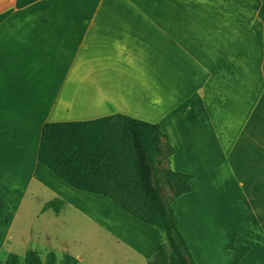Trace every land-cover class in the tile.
<instances>
[{"label": "crops", "instance_id": "crops-1", "mask_svg": "<svg viewBox=\"0 0 264 264\" xmlns=\"http://www.w3.org/2000/svg\"><path fill=\"white\" fill-rule=\"evenodd\" d=\"M263 3L14 0L0 10V171L17 177L0 182V194L11 209L43 194L35 220L54 223L71 207L86 216L78 200L99 199L108 216L106 224L96 221L112 237L117 261L147 264L155 248L167 244L158 226L133 218L108 197L66 184L36 159L42 123L122 113L158 124L174 148L170 168L192 175L191 190L171 205L195 262L206 264L185 218L194 204L211 209L224 228L218 251L226 264L234 256L230 242L249 246L237 264L256 249L261 254L264 234L253 223L229 154L264 91ZM51 201L62 202L58 210L46 207ZM16 221L13 213L3 245L25 229ZM66 223L53 225L56 237L67 236ZM123 241L127 252L118 246ZM63 247L77 264L83 260Z\"/></svg>", "mask_w": 264, "mask_h": 264}, {"label": "trees", "instance_id": "trees-1", "mask_svg": "<svg viewBox=\"0 0 264 264\" xmlns=\"http://www.w3.org/2000/svg\"><path fill=\"white\" fill-rule=\"evenodd\" d=\"M264 24V3L258 11ZM264 67V61H263ZM259 124H264V91L241 135L229 154L236 178L242 182L244 201L258 224L247 201L245 175L249 152L246 140ZM174 148L156 123L136 119L122 113L71 121H48L41 125L36 159L66 184L113 200L133 218L158 226L166 236L173 264H196L186 240L178 228L171 202L191 190V174L170 168ZM264 158L263 153H259ZM163 188H167V192ZM62 202L51 201L46 207L58 210ZM13 214L0 194V248L6 238ZM227 247L234 250L231 264H237L249 246ZM166 244H159L147 264H163ZM56 255L48 251L45 262L33 250H27L24 264H55ZM78 259L65 253L60 264H77ZM4 264H19L15 253H9Z\"/></svg>", "mask_w": 264, "mask_h": 264}, {"label": "rangeland", "instance_id": "rangeland-1", "mask_svg": "<svg viewBox=\"0 0 264 264\" xmlns=\"http://www.w3.org/2000/svg\"><path fill=\"white\" fill-rule=\"evenodd\" d=\"M244 145L249 152V159L246 161L248 174L245 175L248 189L247 201L251 204L252 210L258 221L257 225L260 226L264 234V158L259 155V153L264 154V124H259L257 126ZM8 171L6 173L5 171H0L1 175H3V173H5V175L7 173L9 174V176H0V182L8 184L11 182L15 183L17 181L15 172H12L10 169ZM16 174H18L17 168ZM163 189L167 192V188ZM39 195L36 201L30 204L25 203L24 209H20L18 206H15V209H11L12 214L14 213L16 215V222L25 224V229L18 233L12 242L4 244L0 248V264H4L9 253H15L18 258V263L24 264V255L27 250L35 251L40 256L43 263L45 262L47 252L53 250L56 255L55 264H60L63 255L66 253V251L64 254L62 253L63 246H67L69 253L82 254L83 260L79 264H114L120 261V259L117 261L116 255L118 250L112 241V237H110L107 229L102 228L96 221V219H99L106 224L108 216V209L105 207L103 208V204L101 205V203H95V200H98L96 202L99 203V199L91 198V202H89V197L86 203L83 201L80 202V200L77 199L85 208H81V210L86 216L77 211L79 208L71 207L67 210L66 214L62 215L60 221L49 223L46 217L40 219L39 216V221L35 220L36 212L41 205L40 201L44 198L43 194ZM69 198L74 199L76 196H69ZM27 206L28 213L26 211ZM196 206L195 204L190 206L188 209V217L186 215L185 218L188 219L190 232L195 240L196 247L200 251L202 259L206 264H210L209 262L212 258L219 261V264H226L227 259H224L218 251V243L223 238L224 228L222 225L218 224L216 217L208 214L211 209L207 207L204 211H201V209L196 208ZM64 218L67 222V236L62 234L56 237L53 234V225L60 227V223L63 222ZM193 221H195V223H193ZM124 239L128 240L129 235H124ZM118 246L126 248V252L129 251V248L125 246V241L120 242ZM45 247H47L48 250ZM166 250L167 252L163 264H173L170 258L171 249L167 244ZM189 252L192 259L195 261L190 248ZM116 264L127 263L121 259V261ZM245 264H264V249H262L261 254H259V249H256L252 257Z\"/></svg>", "mask_w": 264, "mask_h": 264}, {"label": "built area", "instance_id": "built-area-1", "mask_svg": "<svg viewBox=\"0 0 264 264\" xmlns=\"http://www.w3.org/2000/svg\"><path fill=\"white\" fill-rule=\"evenodd\" d=\"M14 0H0V10H6L13 5Z\"/></svg>", "mask_w": 264, "mask_h": 264}, {"label": "bare ground", "instance_id": "bare-ground-1", "mask_svg": "<svg viewBox=\"0 0 264 264\" xmlns=\"http://www.w3.org/2000/svg\"><path fill=\"white\" fill-rule=\"evenodd\" d=\"M0 167H1V165H0ZM0 169H1V168H0ZM7 169H8V168H7ZM1 170H2V169H1ZM6 172H7V171H5V173H6ZM8 172H9V171H8ZM5 173H3V175H4V176H6V175H8V176H9V174H8V173H7L6 175H5ZM3 175H1V174H0V176H2V177H3ZM0 178H1V177H0ZM2 179H5V178H2ZM2 179H1V180H2ZM6 181H7V180H6ZM6 181H4V182H6Z\"/></svg>", "mask_w": 264, "mask_h": 264}]
</instances>
